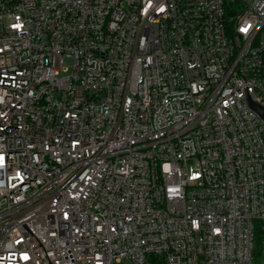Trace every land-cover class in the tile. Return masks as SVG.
Masks as SVG:
<instances>
[{
	"label": "built area",
	"instance_id": "2783aa9c",
	"mask_svg": "<svg viewBox=\"0 0 264 264\" xmlns=\"http://www.w3.org/2000/svg\"><path fill=\"white\" fill-rule=\"evenodd\" d=\"M248 99L264 0H0V264L264 261Z\"/></svg>",
	"mask_w": 264,
	"mask_h": 264
},
{
	"label": "water",
	"instance_id": "95a60500",
	"mask_svg": "<svg viewBox=\"0 0 264 264\" xmlns=\"http://www.w3.org/2000/svg\"><path fill=\"white\" fill-rule=\"evenodd\" d=\"M248 105L249 107L259 116V118L264 122V108L261 107L260 105H258L257 103L251 101L250 99H248ZM25 227V229L32 235V233L30 232V230L27 228V226L24 224L23 225ZM32 237L36 240V238L32 235ZM36 242L38 243V245L41 247L43 253H44V256L46 258V261L48 264H50L42 246L40 245V243L36 240Z\"/></svg>",
	"mask_w": 264,
	"mask_h": 264
},
{
	"label": "trees",
	"instance_id": "16d2710c",
	"mask_svg": "<svg viewBox=\"0 0 264 264\" xmlns=\"http://www.w3.org/2000/svg\"><path fill=\"white\" fill-rule=\"evenodd\" d=\"M261 233L256 232L255 234V254L258 256V254H260L261 251Z\"/></svg>",
	"mask_w": 264,
	"mask_h": 264
},
{
	"label": "rangeland",
	"instance_id": "374dc122",
	"mask_svg": "<svg viewBox=\"0 0 264 264\" xmlns=\"http://www.w3.org/2000/svg\"><path fill=\"white\" fill-rule=\"evenodd\" d=\"M262 256H263V254H262ZM113 264H115V263H113ZM120 264H127V263L125 261H123ZM254 264H264L263 258L261 256H256Z\"/></svg>",
	"mask_w": 264,
	"mask_h": 264
},
{
	"label": "snow or ice",
	"instance_id": "6c2138e0",
	"mask_svg": "<svg viewBox=\"0 0 264 264\" xmlns=\"http://www.w3.org/2000/svg\"><path fill=\"white\" fill-rule=\"evenodd\" d=\"M162 10V9H161ZM242 31H247V29H242Z\"/></svg>",
	"mask_w": 264,
	"mask_h": 264
}]
</instances>
